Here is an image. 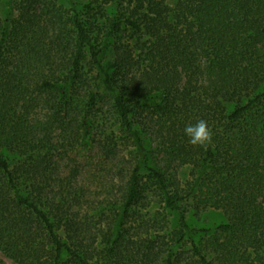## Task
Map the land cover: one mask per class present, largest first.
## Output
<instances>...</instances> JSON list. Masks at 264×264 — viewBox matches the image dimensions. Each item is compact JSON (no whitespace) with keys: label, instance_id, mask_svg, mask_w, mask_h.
I'll use <instances>...</instances> for the list:
<instances>
[{"label":"trees","instance_id":"1","mask_svg":"<svg viewBox=\"0 0 264 264\" xmlns=\"http://www.w3.org/2000/svg\"><path fill=\"white\" fill-rule=\"evenodd\" d=\"M41 3L10 0L0 33V264H102L101 233L89 244L73 209L115 216L102 235L114 252L146 190L144 171L168 207L193 198L228 217L198 244L181 215V236L194 252L187 264H264V0H129L119 23L138 38L109 63L76 3L73 38L41 20ZM87 50L135 150L127 166L114 136L101 162L77 158L90 146L96 106L89 86V101L80 99ZM200 119L213 132L207 148L184 135ZM149 126L169 165L194 167L186 191L171 193L163 171L150 166L142 129ZM54 128L60 145L49 136ZM57 153L72 156L65 178L50 158ZM181 263L173 252L166 260Z\"/></svg>","mask_w":264,"mask_h":264},{"label":"rangeland","instance_id":"2","mask_svg":"<svg viewBox=\"0 0 264 264\" xmlns=\"http://www.w3.org/2000/svg\"><path fill=\"white\" fill-rule=\"evenodd\" d=\"M128 1L42 0L39 12L42 15L41 20L54 23L56 29H62L68 37L73 38L75 35L72 26L73 3H76L87 23L93 43L102 51V61L109 63L115 60L119 47L133 46L138 38L125 24L120 25L119 23L121 12L127 6ZM9 6L10 0H0V33L10 14ZM17 16L18 11L14 10L13 19ZM114 24L117 25L115 29L112 26ZM82 73L87 84L81 89L80 99L89 101L90 92L87 88L89 86L96 92V106L91 114L92 138L90 146L84 150H78L77 158H87L94 164L101 162L104 160L105 141L114 136V140L118 142L122 165L127 166L132 161L135 150L122 131L114 107L115 95L109 93L97 80L88 50L85 53ZM142 129L150 155V166L158 167L163 171L169 180L168 190L171 193L176 190L186 191L193 181L194 167L186 165L176 169L175 164L169 165L162 147V138L156 129L153 126L142 127ZM49 136L59 145L61 144L59 130L54 128ZM70 155L59 153L50 155L62 178L66 177L69 157L72 158ZM149 175V172H143L146 190L124 220L123 236L114 252L110 251L112 244L104 241L102 235L112 231V219L115 216L110 213L106 218H102L95 212H88L85 207L73 209L76 218L81 220L85 228H89L88 233L91 236L89 244H93L95 234L101 233L99 241H96V247L98 259L102 264H166L167 257L171 252L181 258V264H187L194 257V252L191 241L181 236V215L185 216L190 229L196 231L195 239L198 244L206 243L207 241L203 240L216 234L218 228L228 223V217L222 210L205 208L193 198L181 202L177 209L168 207L163 192L153 180H150ZM61 234L64 236L63 232ZM209 257L211 258L212 254H209Z\"/></svg>","mask_w":264,"mask_h":264},{"label":"clouds","instance_id":"3","mask_svg":"<svg viewBox=\"0 0 264 264\" xmlns=\"http://www.w3.org/2000/svg\"><path fill=\"white\" fill-rule=\"evenodd\" d=\"M184 135L193 147L207 148L212 144L213 132L207 121L200 119L195 124L185 125Z\"/></svg>","mask_w":264,"mask_h":264}]
</instances>
